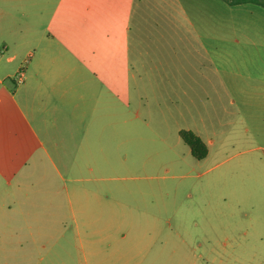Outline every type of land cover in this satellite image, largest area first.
Here are the masks:
<instances>
[{
  "label": "crops",
  "instance_id": "crops-1",
  "mask_svg": "<svg viewBox=\"0 0 264 264\" xmlns=\"http://www.w3.org/2000/svg\"><path fill=\"white\" fill-rule=\"evenodd\" d=\"M219 2L58 0L50 5V0H0V180L6 185L0 195L2 215L25 217L22 207L30 187L46 193L67 182L101 186L109 180L107 174L128 167L130 149L155 144V130L133 107L140 109L143 98L131 102L136 69L140 79L152 82L150 93L170 94L173 105L172 95L186 96L190 119L210 106L232 109L233 140L248 163L242 170L259 180L256 171L264 173V32L256 31H264V21L241 24L249 34L227 40V23L220 20L226 4ZM255 10L264 20V8ZM115 14H121L123 25L118 36ZM133 28L137 39L132 41ZM20 70L23 80L18 84ZM190 124L181 130L198 136L208 155L214 140L204 139L203 126L195 119ZM33 176L38 181L29 182ZM96 190L87 192V207L99 196ZM55 201L59 207L60 199ZM62 201L73 207L69 195ZM244 213L234 219L233 241L239 240L235 261L264 264V217ZM66 232L64 227L48 247L11 249L12 264H50L55 254L57 264L110 259L102 251L101 236L83 242L80 229L71 246ZM229 236L222 239L224 250Z\"/></svg>",
  "mask_w": 264,
  "mask_h": 264
},
{
  "label": "rangeland",
  "instance_id": "rangeland-1",
  "mask_svg": "<svg viewBox=\"0 0 264 264\" xmlns=\"http://www.w3.org/2000/svg\"><path fill=\"white\" fill-rule=\"evenodd\" d=\"M57 1L50 0V5ZM225 9L220 20L227 23V40L242 38L243 32L249 34L248 26L241 24L264 21L255 14V9H261L257 6L226 5ZM114 23L118 36L123 31L121 14L114 15ZM130 36L132 41L137 39L134 28ZM135 72L131 102L137 104L139 97L143 98L140 109L133 107L150 122L148 128L155 130V144L147 142L143 150L130 149L128 167L107 174L109 180L101 186L74 187L67 182L62 189L46 193L30 187L25 190L29 200L21 206L25 217L15 213L3 216L0 200V264H12L15 254L11 249L21 245L48 247L64 227L69 231L66 236L71 246L74 232L80 229L83 242H94L101 236L102 251L110 254L108 262L101 264H239L235 261V242L239 240L236 237L233 241L234 219L245 217L244 212L250 217H264V185L258 183L264 181V173L257 170L262 176L257 180L242 170L248 163L233 140L236 119L232 109L227 105L225 111L210 106L202 116L199 111L192 113L197 124L203 126L204 139L214 140L208 145L207 157L196 160L178 134L194 120L187 113L186 96L172 95L176 99L173 105L170 94L150 93L152 82L140 79L137 69ZM63 177L67 179L68 175ZM37 179L33 176L29 182ZM92 187L99 196L87 207L86 195L95 190ZM5 190L0 180V195ZM65 194L73 207L62 201ZM56 198L60 199L59 207L56 201L52 203ZM226 234L230 242L224 250L221 242ZM56 257H50V264H57ZM244 264L255 262L248 259Z\"/></svg>",
  "mask_w": 264,
  "mask_h": 264
},
{
  "label": "trees",
  "instance_id": "trees-1",
  "mask_svg": "<svg viewBox=\"0 0 264 264\" xmlns=\"http://www.w3.org/2000/svg\"><path fill=\"white\" fill-rule=\"evenodd\" d=\"M228 6L253 5L264 8V0H220ZM179 137L188 147L191 156L196 160H202L207 155L206 145L202 140L191 131L180 130Z\"/></svg>",
  "mask_w": 264,
  "mask_h": 264
},
{
  "label": "built area",
  "instance_id": "built-area-1",
  "mask_svg": "<svg viewBox=\"0 0 264 264\" xmlns=\"http://www.w3.org/2000/svg\"><path fill=\"white\" fill-rule=\"evenodd\" d=\"M22 80H23V72L20 70L15 76V81L16 83L19 84L22 82Z\"/></svg>",
  "mask_w": 264,
  "mask_h": 264
}]
</instances>
